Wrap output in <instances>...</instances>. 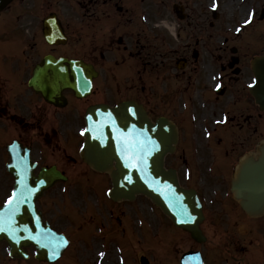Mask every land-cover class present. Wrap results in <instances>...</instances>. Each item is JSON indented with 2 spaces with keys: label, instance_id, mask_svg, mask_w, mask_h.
Here are the masks:
<instances>
[{
  "label": "flooded vegetation",
  "instance_id": "obj_1",
  "mask_svg": "<svg viewBox=\"0 0 264 264\" xmlns=\"http://www.w3.org/2000/svg\"><path fill=\"white\" fill-rule=\"evenodd\" d=\"M33 1L35 0H31V7L36 6L37 9L31 14L24 13L26 9L19 7L18 0H13L12 6L8 8L12 20L19 18L22 27L19 35L25 34L26 39L19 46V53H16V49L11 50L19 56L15 63L4 61L0 64V118L5 117L13 123L12 131L18 133V140L30 147L31 157L33 154L35 160L57 155L61 164H54L64 174L83 172L84 169L78 167L82 165L77 162L80 138L74 127L83 122L82 111L88 105L111 103L127 98L126 95L131 90L130 84L112 73L118 70L121 56L124 59L138 57L141 60L138 73L144 71V63H153V68L160 70L159 63L152 60L154 44L147 41L149 25H146L148 29L144 24L141 28L136 9L126 6L128 0H72L73 7H64L63 0H36L35 3ZM179 9L184 18L189 16L184 10L185 7ZM50 13L56 14L66 36L63 44L52 46V49H57L60 55L82 59L97 70L92 78L91 91L85 97H75L73 92L67 89L62 91L66 99L63 107L50 104L31 89L25 88L24 91L22 88H16L9 95L3 89L5 78L17 81L18 85L22 86V80L31 77L33 65L45 54L51 53L42 36L45 44L36 40L41 28L40 23ZM187 24H191L190 20ZM197 25L193 27L202 34L201 27L206 28V23L203 25L198 19ZM210 25L213 26L214 22L211 21ZM194 43L196 46L193 49L188 44L187 52L180 55L183 57V68L179 72L188 100V126L186 144L181 150L176 147L171 163L178 171L180 182L195 188L199 193L206 209L204 223L208 232L216 233L218 239H226L230 237V226H233V235L238 238L240 235L237 226L244 223L246 216L241 212L238 202L233 197V200L231 199L232 195H226L225 192L229 190L228 180L232 166L240 155L257 146L258 133H264V119H258V115L264 111L258 112V105L248 88V83H251L255 76L252 61L256 56L264 55V41L245 48L235 46L236 60L232 66L225 48L217 47V53L210 52L208 57L203 55V49H209V45L204 44L199 36ZM200 43L202 45H199ZM176 59L172 58L164 64V67L172 70L173 77L178 76L174 67ZM215 70L216 75L207 76ZM125 74L129 77L127 72ZM142 79L140 75L139 80ZM215 81L221 84L216 92L212 89ZM133 88L137 89H132L136 94H139L138 91H144V85ZM176 88L177 84H172L168 93ZM221 113L226 115V123L212 126L213 120L219 119ZM18 115L26 119L22 120ZM16 127L21 131H17ZM197 127H206L208 130L212 128L213 134L211 132L210 137L204 139ZM193 138L196 140L195 145ZM41 160H36L39 165L46 164L41 163ZM182 166L186 168L185 179L189 176L190 182L184 180V173L180 171ZM95 174H98V177L93 186L103 187L107 174ZM0 184L3 188L10 185L7 178H2ZM250 218L254 219L250 221L253 224L251 233L256 232L254 236L257 233L264 236V215ZM246 228L245 226L243 229ZM256 241L261 249L255 261L250 264H257L261 255L264 259L262 243L260 240ZM254 247L255 242L252 244V248ZM244 258L243 255L237 257L235 264H244Z\"/></svg>",
  "mask_w": 264,
  "mask_h": 264
},
{
  "label": "water",
  "instance_id": "obj_2",
  "mask_svg": "<svg viewBox=\"0 0 264 264\" xmlns=\"http://www.w3.org/2000/svg\"><path fill=\"white\" fill-rule=\"evenodd\" d=\"M258 99L264 102V95L258 96ZM87 112L89 128L86 132V160L96 169H102L106 162L115 160L117 170L112 172L113 189L110 196L113 199H131L136 192L145 193L170 215L173 223L188 229L198 239L200 233L197 225L202 218L198 200L191 191L178 186L172 170H164L162 167L163 155L172 148L174 142L172 126L165 118H160L153 125L143 111L131 102H124L117 108L98 106L95 110V107H91ZM13 168L20 174L15 175L19 180H22L21 172L24 169L31 175V166H23L22 161L18 163V167ZM50 172L52 171L42 169L37 177L29 180L24 175V183L30 190L29 196L24 197L19 205L22 213L15 212L11 214L12 217L7 218L11 208L15 206L13 202L0 209V228H3L0 231V239H8L13 256H24L20 247L29 244L36 245L37 257L44 260L57 258L63 249V237L48 227H40L42 222L38 213L33 218L31 214V211L36 212L33 208L35 197L55 178ZM239 176V183L246 189V199L262 200L264 165L250 167L245 164L241 167ZM243 207L253 211L248 202H245ZM182 264L201 263L197 256L187 255Z\"/></svg>",
  "mask_w": 264,
  "mask_h": 264
},
{
  "label": "rangeland",
  "instance_id": "obj_3",
  "mask_svg": "<svg viewBox=\"0 0 264 264\" xmlns=\"http://www.w3.org/2000/svg\"><path fill=\"white\" fill-rule=\"evenodd\" d=\"M151 1L153 0H146L143 5L152 8L153 6ZM171 1L176 0H162L161 6L166 8V3H171ZM186 2L189 4V6H193V8H197L201 2L203 7L205 8L209 5L210 0H186ZM256 2H258V5L261 6L260 0L254 1L253 4L255 5ZM248 3H250V0L219 1L218 9L220 11V17L218 21L223 28L218 29V35L212 38L214 39L215 44H217L216 41L218 39H221L224 34L228 35V44L235 41L236 37H232V28L233 26H235V24H241L242 19L246 17ZM131 5L136 9L142 7L141 5L136 4V0H131ZM260 6L257 7L258 11ZM193 17L194 14L193 16H191V19ZM199 18V16H195L192 19V24L196 23ZM181 23L185 24V21H181ZM262 24H264V20L258 21L256 18L253 25L249 28H246V30L254 28L255 26L262 28ZM150 32L151 31H149V33L147 34L148 43H154L155 45L161 46L162 41L156 39L153 42L152 34H150ZM208 32H212V35H214L215 33V31L213 30ZM247 34L248 31L244 32L241 38L247 37ZM212 39L210 37L206 40L209 41V44H211L210 41H212ZM166 40L170 41V44L173 45V38H168ZM166 40H164L163 42L167 46ZM173 47H175V45H173ZM164 48V44H162L161 51H163ZM157 51L160 52V48H158ZM157 54L155 56L157 61H159L160 59L166 61L169 57L168 55H163L160 58V56H158L159 54ZM137 60L139 61L138 58ZM118 71L119 72L113 71L112 73H114L116 77L120 78V80H126L128 85L130 84V89L143 85L142 81H140L134 86L135 79L133 77L126 76V68L121 67L120 69H118ZM127 78H131V81ZM165 83L166 81H164L162 84L165 85ZM135 91L137 90L135 89ZM148 91L149 90L147 89L142 93L144 98L143 102L146 107H149L151 109L149 112L152 115V118L156 117L159 114H167L171 117H176L175 111L181 109L179 106L180 100H178L177 104L173 103L176 108H172V105L167 100H161L162 103L159 101L156 102V97H154V94L148 93ZM182 140L183 139H181L180 147L182 144ZM43 162L61 164L60 159L57 157V155H53V157L50 158L44 156ZM83 166H78L79 168L81 167L82 169H85L83 172L69 174L68 181L66 183V186L68 187L67 189H65V192L63 191L64 193L63 197L61 198L62 200L60 199V194L62 193L61 189L59 190V194L57 187L51 189L43 197L44 199H46L43 201V207L47 211L49 217L53 219L54 222H56L58 228L66 231L68 235L73 238L71 246H69L68 249L65 250L62 258L54 264H96V259L101 257H98L101 252L97 255L95 253L96 249L99 248L102 242L99 240L100 235L103 236V241L108 244L110 242L113 243L114 241H116L121 245L120 248L124 256V264H139V256L141 254H144L146 255V257H148L149 264H173L174 261L177 260L181 252L190 248L189 244L191 242L189 239H187L185 234L181 230L174 228L168 218L160 211L157 210L156 212V209L151 206L150 200L143 195H137L136 200L133 203L129 201H121L116 203H112L109 201V203L107 201L105 202V194L100 192L96 195V197L101 208L99 207L98 203L96 204V200L92 196L91 200L95 203V207L92 209L93 205L88 200V195L90 193L84 191V205H82V201L78 199L79 191L77 189L79 187L75 184V181L78 177H80L83 178L87 184H92L93 181L97 178L90 172V170L86 166ZM71 185H73V189H69ZM55 193H57V196L54 197V199H60V201L52 203V198ZM48 201L49 204H47ZM57 207H60V209H57ZM95 209L97 210V212H99L98 214L94 212ZM103 215L105 216L103 217ZM90 216H94L96 222ZM141 221H143V225L139 227ZM99 225L101 226V230L103 233L100 235H96L95 238L92 239L90 244H88L89 237L96 232V229ZM240 225L241 223L238 224L237 229L240 227ZM234 229L235 228L232 226L230 229L231 233H233ZM213 242H215V240L210 241V243ZM227 243L228 241H225V245H227ZM93 244L95 246V250H93ZM195 246L202 249L203 246L208 247L209 244L203 243V245H200L199 243H195ZM109 248L110 249H107V260L104 258L102 264H118L116 249L113 248V246L110 247V245ZM229 252L230 254H232L231 246L230 249H228L227 253ZM226 257H228V255H226ZM206 258L210 259L208 264H217L214 260L215 257L211 255V253L206 254ZM0 264L17 263L0 261ZM18 264L32 263L30 261H27L25 263L18 262Z\"/></svg>",
  "mask_w": 264,
  "mask_h": 264
},
{
  "label": "snow or ice",
  "instance_id": "obj_4",
  "mask_svg": "<svg viewBox=\"0 0 264 264\" xmlns=\"http://www.w3.org/2000/svg\"><path fill=\"white\" fill-rule=\"evenodd\" d=\"M3 230V228H0V231H2Z\"/></svg>",
  "mask_w": 264,
  "mask_h": 264
}]
</instances>
